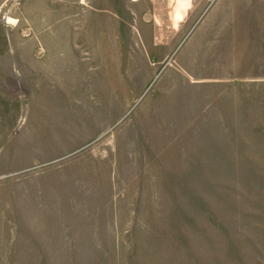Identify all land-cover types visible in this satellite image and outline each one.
I'll return each instance as SVG.
<instances>
[{"label":"rangeland","instance_id":"374dc122","mask_svg":"<svg viewBox=\"0 0 264 264\" xmlns=\"http://www.w3.org/2000/svg\"><path fill=\"white\" fill-rule=\"evenodd\" d=\"M200 4L0 0V264H264V0Z\"/></svg>","mask_w":264,"mask_h":264},{"label":"crops","instance_id":"0c3cea01","mask_svg":"<svg viewBox=\"0 0 264 264\" xmlns=\"http://www.w3.org/2000/svg\"><path fill=\"white\" fill-rule=\"evenodd\" d=\"M139 1H143V0H132V2L134 4H136L137 6H139ZM171 1H177V0H171ZM179 1L184 3V13H183L182 17L180 19H178V22L181 24H186L187 22L191 21L192 25H195L193 23H195L194 21H197L198 18L197 19H193V18L190 19V17H188L187 15L189 14V11L192 10V8H194V10H203L202 5L200 4V0H179ZM148 2H149V0H148ZM175 4H176V2H174V5ZM133 12H135L134 17H137V18H141L142 16L148 17L146 14L144 15L143 14L144 12H142L138 7L135 8V11H133ZM144 22L147 23V20L146 21L144 20Z\"/></svg>","mask_w":264,"mask_h":264},{"label":"bare ground","instance_id":"6f19581e","mask_svg":"<svg viewBox=\"0 0 264 264\" xmlns=\"http://www.w3.org/2000/svg\"><path fill=\"white\" fill-rule=\"evenodd\" d=\"M8 22H12V20L8 19Z\"/></svg>","mask_w":264,"mask_h":264}]
</instances>
